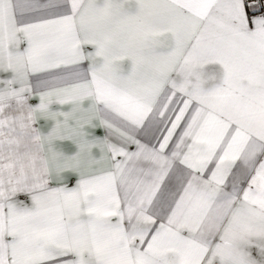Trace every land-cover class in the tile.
Masks as SVG:
<instances>
[{"label":"snow or ice","instance_id":"1","mask_svg":"<svg viewBox=\"0 0 264 264\" xmlns=\"http://www.w3.org/2000/svg\"><path fill=\"white\" fill-rule=\"evenodd\" d=\"M0 264H264V0H0Z\"/></svg>","mask_w":264,"mask_h":264}]
</instances>
